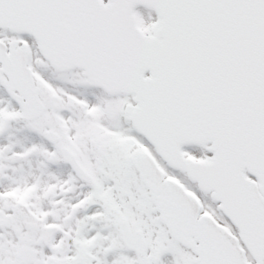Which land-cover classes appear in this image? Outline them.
<instances>
[{"label": "snow or ice", "instance_id": "snow-or-ice-1", "mask_svg": "<svg viewBox=\"0 0 264 264\" xmlns=\"http://www.w3.org/2000/svg\"><path fill=\"white\" fill-rule=\"evenodd\" d=\"M0 264H264V0H0Z\"/></svg>", "mask_w": 264, "mask_h": 264}]
</instances>
